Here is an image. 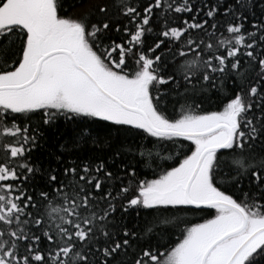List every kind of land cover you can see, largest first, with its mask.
Wrapping results in <instances>:
<instances>
[{
    "label": "snow or ice",
    "instance_id": "snow-or-ice-1",
    "mask_svg": "<svg viewBox=\"0 0 264 264\" xmlns=\"http://www.w3.org/2000/svg\"><path fill=\"white\" fill-rule=\"evenodd\" d=\"M0 264H264V0H0Z\"/></svg>",
    "mask_w": 264,
    "mask_h": 264
},
{
    "label": "trees",
    "instance_id": "trees-1",
    "mask_svg": "<svg viewBox=\"0 0 264 264\" xmlns=\"http://www.w3.org/2000/svg\"><path fill=\"white\" fill-rule=\"evenodd\" d=\"M71 2V0H70ZM219 3H223V0H218ZM256 15H260V9H256ZM251 18V17H250ZM112 37L116 43H124L126 39H130V37L124 36L122 32L117 33L115 31L112 32ZM219 35V34H218ZM225 35H227L225 33ZM156 33L153 32L151 34H146L144 39V47L147 48L149 46H154ZM130 47L133 45H129ZM171 46L170 44L166 47ZM139 50V48H137ZM161 53L165 52V48L160 50ZM160 54V53H158ZM226 91L220 93V97L227 95ZM220 97L213 96L209 105V110H217V104L219 103ZM222 107V105H220ZM35 122V120H34ZM75 128L74 124L67 123L63 120L59 122V124L52 128H43V137L39 140L38 144L35 146L34 150L31 153V158L38 165L47 168L49 165L56 167L57 161L55 159L56 156L60 154V145L64 144L73 134V129ZM191 146V142L184 141V148ZM141 178L151 179L152 175L150 170L145 169ZM41 182V178L37 177V183ZM143 215V214H141ZM183 217L191 222L198 223L201 222L200 217L204 216V213L201 212H188L182 214ZM130 223H137L142 221H138L135 218V213H132L129 217H127ZM185 225L181 224L180 228H183ZM170 235L172 239H176L179 236V228L172 229L170 231ZM168 239V235H165L164 240Z\"/></svg>",
    "mask_w": 264,
    "mask_h": 264
}]
</instances>
